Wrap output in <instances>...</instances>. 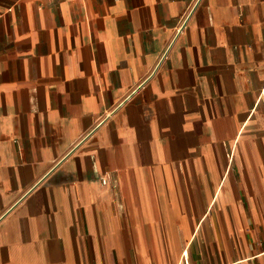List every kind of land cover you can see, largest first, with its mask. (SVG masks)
Wrapping results in <instances>:
<instances>
[{"label":"crops","instance_id":"0c3cea01","mask_svg":"<svg viewBox=\"0 0 264 264\" xmlns=\"http://www.w3.org/2000/svg\"><path fill=\"white\" fill-rule=\"evenodd\" d=\"M0 264H264V0L0 11Z\"/></svg>","mask_w":264,"mask_h":264},{"label":"rangeland","instance_id":"374dc122","mask_svg":"<svg viewBox=\"0 0 264 264\" xmlns=\"http://www.w3.org/2000/svg\"><path fill=\"white\" fill-rule=\"evenodd\" d=\"M16 0H0V11L14 3Z\"/></svg>","mask_w":264,"mask_h":264}]
</instances>
